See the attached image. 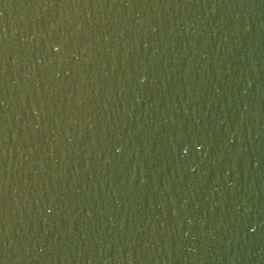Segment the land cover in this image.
<instances>
[{
  "label": "water",
  "instance_id": "95a60500",
  "mask_svg": "<svg viewBox=\"0 0 264 264\" xmlns=\"http://www.w3.org/2000/svg\"><path fill=\"white\" fill-rule=\"evenodd\" d=\"M0 264H264V0H0Z\"/></svg>",
  "mask_w": 264,
  "mask_h": 264
}]
</instances>
